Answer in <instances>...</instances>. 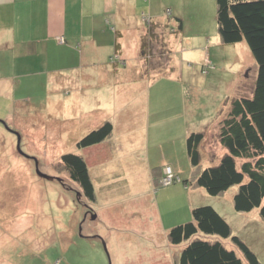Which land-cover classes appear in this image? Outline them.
Listing matches in <instances>:
<instances>
[{"label": "rangeland", "instance_id": "obj_1", "mask_svg": "<svg viewBox=\"0 0 264 264\" xmlns=\"http://www.w3.org/2000/svg\"><path fill=\"white\" fill-rule=\"evenodd\" d=\"M166 2L169 4L154 0L151 5L153 14L161 13L164 17L162 21L153 19L159 25L151 23L153 34L151 39L148 38L149 47L144 54H141L140 49L138 51V47L134 50L131 35L126 37L127 45L123 54L127 57V52L129 57L135 58H129L123 66L120 65L122 61L117 59V54L114 55L113 48L110 53L96 52L94 59L83 61L84 57L77 45L66 43L62 46L54 41L51 44H46L45 41L37 45L28 41L21 44L17 50L30 45V49L26 51L29 53L25 57L23 51L15 62L12 57H4L10 63L0 57V78H7L9 81L0 83V264H114L116 245L111 240L117 235L116 230L108 224L112 219L107 217V211H113L116 207H153V200L160 202V193L155 194L160 187H155L152 192L149 183V187L146 185L148 179L141 171L142 167L145 171L147 168L149 174L157 161H141L138 156L139 145L131 150L129 156L123 151L119 156H122L120 160L116 156L108 157L104 146L91 150L76 146L78 139L90 128L96 127L100 121L98 114L102 115V110L109 107L108 102L115 94L114 89L121 90L120 95L124 93L125 87L122 85L126 82L140 81L144 90L149 82L146 93L149 91L152 98L153 95H158L156 97L159 98L149 102V112L155 114L151 115L154 121L157 118L156 108L161 103L170 111L182 108L185 112L184 124L186 122L195 129H203L208 125V131H204L205 139L201 140L204 151L213 150L216 153L220 149L213 124L216 111L222 107L221 116L224 117L232 97L251 96L256 61L243 40L235 44L213 46L209 53L210 64H205L206 59L203 57L206 39L217 33L214 21L215 0ZM171 3L182 7L184 21L196 24L211 18L209 32L193 39L189 47V42L181 44L179 37L173 43H168L167 39L172 41L178 34L176 26L169 24L166 18L170 14L166 7ZM149 12L145 1L138 5L137 19L134 21L138 28H144V33L150 26L151 20L147 18ZM183 45L190 49H197L200 45L199 48L204 50H200L202 54L198 53L193 57L189 49L184 51ZM111 60H116V64L119 62L118 68L110 64ZM90 62L99 65L89 66ZM113 69H118L117 75ZM173 70L176 75L180 74V84L167 77L168 72ZM115 77L122 78L120 82L123 83L109 89V84H115ZM178 87L183 88V101L179 99V94L176 99L169 101L171 95L178 92ZM123 98L119 102H123ZM71 106L78 109L76 114L71 108L67 110ZM206 116L209 117L204 124L202 120ZM119 117L125 128L131 126V117L137 118L126 116L125 113ZM141 117L144 122V114ZM140 118L133 121L134 126L140 123ZM162 124L164 123H158ZM158 125L155 124L149 130L152 137L156 135ZM165 132L166 129L162 138ZM16 133L20 136L19 145L24 154L17 149ZM138 135L139 133L135 134ZM166 146L169 147L170 143H166ZM83 150H86L87 165L96 182L93 181L95 201L82 195L81 188L69 178L59 160L64 152L82 153ZM155 150L149 147L150 153L154 154ZM35 161L40 171L55 178L48 180L38 176ZM240 161L237 160V165ZM212 162L214 159L210 160V157L201 158V166ZM121 167L128 179L129 192L125 189L126 185L120 184L122 176L111 186V191L102 192L95 176L116 174L122 171ZM168 169L170 173L173 172L169 165H163L164 178ZM163 173L158 184L168 185L177 181L172 180L167 184L168 181L165 182L162 177ZM150 174L153 175L154 171ZM139 191L145 192L144 195L140 196ZM198 200L194 206L211 205L225 216L231 235L238 236L255 253L259 263L264 264V221L257 208L238 213L233 210L230 197L226 199L221 194H208ZM163 207L174 206L167 201L163 203ZM112 223L115 224L114 221ZM135 225L136 223L132 228ZM118 228L117 232L120 233L122 226L119 225ZM131 236H128L131 243L126 239L127 245L122 238L116 241L117 246L124 251L123 262L131 257L135 264H170L168 258L162 256L159 238L146 236L142 231L136 239ZM219 239L241 256L230 238ZM137 254L140 256L136 258Z\"/></svg>", "mask_w": 264, "mask_h": 264}, {"label": "crops", "instance_id": "obj_2", "mask_svg": "<svg viewBox=\"0 0 264 264\" xmlns=\"http://www.w3.org/2000/svg\"><path fill=\"white\" fill-rule=\"evenodd\" d=\"M143 1H145V6H147L150 11V15H147V18L151 20L149 23L159 25V23H156L153 19L162 21L164 15L161 13L157 15L153 14L154 12L151 5L154 0H0V57H12L15 62L18 58H20V55L24 53L23 51H25V57L29 53L26 51L30 49V45L20 48L19 51L17 50L18 46H21V44L27 41L29 43H35L36 45L42 41H45L46 44L47 42L51 44L54 41L58 45L62 46L66 43L77 45L79 48L78 51L81 52L84 57L83 61H90L91 59H94L96 52L110 53L113 48L115 52L114 55L117 54V59L122 61V64L120 65L123 66L129 58H135L129 57L127 52H125L127 57L123 54L127 45L126 37L130 35L132 36L135 44L134 50L138 47L137 49L139 51L141 39L145 34L144 28H138L137 22L134 21L137 19L136 13L138 5ZM155 1L158 3H166L167 5L169 4L166 0ZM171 5L166 7L169 9L170 14L166 15L165 10L164 14L166 15L167 22L173 27L176 26L178 34H175L177 37L173 38L172 41L167 39L168 43H173L179 37L180 43L185 44V41L187 43L189 42L187 46L189 47L193 39L205 36L211 29V18L208 21L203 20V22L196 24L191 23L190 21H184L182 19V7L175 6L173 3H171ZM214 21L216 23V18ZM58 37H62V42L58 40ZM222 45L223 43L221 42L217 32L212 38L209 36L206 39L204 46L205 50L199 48V46L197 49H190L184 45L183 46L184 51L189 49L188 51L193 53V57H195L198 53L202 54L204 50L205 54L203 58L206 59L205 64H210V49H212L213 46ZM187 57H189V55H187ZM4 60L10 63L9 60L5 58ZM109 62L112 66L115 65L113 67L118 68L117 65H119V62L117 64L116 60H111ZM97 65L99 64L94 62H90L89 64V66ZM113 71L116 75L118 74V69H113ZM167 77L170 80H176L180 84V74L178 73L176 75L174 70L168 72ZM121 80L122 78L118 79L115 77V84H109V89L113 85L115 86L123 83L120 82ZM7 82H9L7 78H0V83ZM125 85H129V87ZM125 85H122L125 87L122 95L119 94L121 90L118 88L116 90L114 89L115 94L113 93L114 95L111 96V99L108 102L109 107L102 110V115L101 113L98 114L100 121L96 124V126L105 120H109L112 123V132L110 136L101 143L87 149L91 150L97 146H104L105 149L107 148L106 152L108 157L116 156L119 158L118 160H120L122 156H119L122 155L121 153L123 151L127 156H129L131 155V150H134L139 145L138 151L140 152L138 153V156L141 161L146 160L147 163L151 160L157 161L155 163L153 162L154 165L151 167L149 174L147 173V168L145 171L142 167L141 171H143L145 177L148 179L146 185L149 183L150 187L149 185L148 187L151 188L152 192L155 191V187H160L155 194L158 195V193H160L159 195H161V197L159 203L157 200L152 201L153 207H116L113 211L110 209L107 211V217L112 219L111 221H108V224L110 225V228L116 230L115 235H117L111 240L112 243L116 245L114 246L116 256L113 254L115 261L114 264L136 263L133 262V260L131 261V257L128 260L125 259L124 262L122 261L124 251L117 246L116 241L118 238H122L123 240H121L125 243L126 239H129V235H132L131 238L136 239L137 236L141 235V231L142 234L146 236L159 238L162 244V256L167 257V261L170 262V264H174L173 254L179 246H173L169 243L167 238L168 229L174 224L191 217V209L199 202L198 199H202L208 195L203 187L194 184L196 170L195 167L191 165L187 154L186 137L192 131H208V125L203 129L190 127L189 124H186V122L184 124L185 115L183 113L185 112L182 108H174L173 111H170L166 108V106L163 107L161 102V106L156 108L157 118L154 121L152 116L155 114L149 112V108L151 106L149 102L155 99L159 100V98L156 97L158 95H153L154 98H152L149 91L146 93L147 86L145 87V90L144 88H141L143 84L140 81L126 82ZM176 90L178 92H174V94H172L168 99L169 101L176 99L178 94L180 96L179 99L183 101V88L178 87ZM188 90L193 92L191 88H188ZM3 91L5 92V88H3ZM110 92L112 93V91ZM193 95H195V93H193ZM119 97H124L123 102H119L121 100ZM98 103H101V101H98ZM228 107L229 104L226 107V112L228 111ZM70 108L75 110V114L78 112V109L75 108V106L68 107L67 110ZM221 112L222 107L217 109L214 117L215 120L213 124H215L216 134L218 132L219 121L223 118L221 116ZM123 113H125L126 116L131 117L132 115L137 117H131L132 124L127 128H125L124 123L119 120V116L123 115ZM113 114L118 115V117ZM143 114L145 123L143 122V117L140 118ZM208 117L209 116H206L202 120L204 124ZM139 118L140 123L137 126H134L133 121H138ZM159 122L164 124L158 125ZM155 124L158 125L156 127V130L158 131H156V135H153L154 137H152L149 134V130ZM168 125L169 127L167 128ZM165 129L166 132L164 138H162ZM136 133H139V135L135 136ZM205 134L206 133H204L202 141L205 139ZM202 141L200 142L199 149L201 158L203 159L207 156V159L210 157V160L214 159L215 162L225 152V149L219 143L218 139L217 143L220 149L216 153L213 152V150H210L212 152L211 154L210 151H204L205 149L202 147ZM166 143H170V146L167 147ZM149 147L156 149L154 154L149 152ZM83 152L86 154V150H83ZM163 165H169L174 174L178 175L181 180H184L185 184L181 180L172 182L168 185L158 184V179L163 173ZM124 168L125 167L123 166V169ZM120 169H122V167ZM123 169L116 174L113 173V175H106L105 177L95 176L98 180L97 184L101 185L100 189L102 192L111 191V186H114L118 182L117 179L121 178V176V179L123 180L120 181V184L126 185L125 189L129 192L130 187L127 186L128 179H126ZM152 171H154L153 175L150 174ZM91 179L92 183H94L95 180H93L92 176ZM95 183L93 186H95ZM234 191L235 187L233 186L221 193V195H225L226 199L230 197L232 201ZM138 193H140L141 196V194L144 195L145 192L141 193L139 191ZM166 200L174 207H163V203L167 202ZM223 217L227 221V218L225 216ZM112 221H114L115 224H113ZM135 223L136 225L132 228ZM119 225L122 226L120 233L117 232ZM128 242H130V239ZM125 244L127 245V242ZM128 246L131 247L130 244H128ZM139 256L140 255L137 254L136 258ZM139 263L143 264L141 262Z\"/></svg>", "mask_w": 264, "mask_h": 264}, {"label": "trees", "instance_id": "obj_3", "mask_svg": "<svg viewBox=\"0 0 264 264\" xmlns=\"http://www.w3.org/2000/svg\"><path fill=\"white\" fill-rule=\"evenodd\" d=\"M215 4L221 42L235 44L244 40L256 61V75L251 96L232 97L227 114L219 121L217 138L225 152L217 161L201 166L202 130L188 134L186 150L196 170L194 184L213 196L234 186V210L248 212L257 208L264 221V0H215ZM152 29L150 23L141 39V54L149 47ZM111 132L112 123L105 120L88 130L76 146L87 149L101 143ZM87 158L85 152L70 151L62 153L59 160L82 195L94 201ZM237 160H241L239 165ZM167 238L171 245L179 246L173 254L174 264H260L255 253L238 236L231 235L230 225L211 205L194 206L190 219L171 226ZM219 238H230L241 256Z\"/></svg>", "mask_w": 264, "mask_h": 264}, {"label": "water", "instance_id": "obj_4", "mask_svg": "<svg viewBox=\"0 0 264 264\" xmlns=\"http://www.w3.org/2000/svg\"><path fill=\"white\" fill-rule=\"evenodd\" d=\"M16 136H17V149L18 151L21 153V154H24V152L20 149V136L18 133H16ZM35 172L38 176L42 177V178H45V179H48V180H52L54 179L55 177L54 176H50V175H47L46 173H43L42 171H40L37 167V162L35 161ZM58 179V178H56Z\"/></svg>", "mask_w": 264, "mask_h": 264}, {"label": "built area", "instance_id": "obj_5", "mask_svg": "<svg viewBox=\"0 0 264 264\" xmlns=\"http://www.w3.org/2000/svg\"><path fill=\"white\" fill-rule=\"evenodd\" d=\"M168 11V13H169V10H167ZM59 38V37H58ZM60 39V38H59ZM60 41H62V37H61V39H60ZM164 176H165V174L163 173V178H164ZM175 181V180H180V178L178 177V176H176L173 172L172 173H170V170L168 169V174H166V178H164V181L166 182V181H168L167 182V184L168 183H170L171 181ZM162 182V181H161ZM164 184H166V183H164Z\"/></svg>", "mask_w": 264, "mask_h": 264}, {"label": "flooded vegetation", "instance_id": "obj_6", "mask_svg": "<svg viewBox=\"0 0 264 264\" xmlns=\"http://www.w3.org/2000/svg\"><path fill=\"white\" fill-rule=\"evenodd\" d=\"M84 218H85V215H84Z\"/></svg>", "mask_w": 264, "mask_h": 264}]
</instances>
